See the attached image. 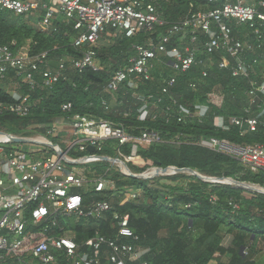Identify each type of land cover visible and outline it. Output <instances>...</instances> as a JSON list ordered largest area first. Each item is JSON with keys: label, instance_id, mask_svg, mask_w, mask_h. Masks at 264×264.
<instances>
[{"label": "built area", "instance_id": "2783aa9c", "mask_svg": "<svg viewBox=\"0 0 264 264\" xmlns=\"http://www.w3.org/2000/svg\"><path fill=\"white\" fill-rule=\"evenodd\" d=\"M219 1L209 0L210 3ZM0 9L35 21L36 27L43 31L52 30L54 23L61 19L72 25L77 33L72 45L79 50L86 49L82 57L71 61V67L78 72L88 68L94 71L103 69L97 57L103 39H133L143 33H154L157 26L164 24L155 4L146 0H0ZM232 23L249 28L258 38L257 47L235 38ZM261 29L264 30V0H225L219 7L199 11L190 19L173 25L159 37V42L151 40L134 46L135 56L125 69L115 72L107 86L108 92L117 95L124 87L135 89L141 81L153 80L154 64L163 63L160 59L162 55L169 60L175 73L162 87L163 95L169 94L176 85V74L188 73L194 67H201L202 77L207 78L217 63L214 56H219L217 65L220 70L230 71L237 79L249 78L258 60L250 62L247 55L262 47L264 32ZM185 30L191 32L190 42L168 49L172 36ZM198 33L208 38L202 52L197 47ZM29 47L25 45L13 53L9 46L0 44V86H6L13 99L11 103L0 101V115L28 116L38 100L33 101L31 94L22 95L23 85L28 86L30 91L51 89L67 69L65 62H61L57 69H51L48 53L33 55ZM203 56L207 57L206 60L201 59ZM9 71H15L20 81L11 84L7 76ZM191 87L195 89L196 85ZM248 94L252 97V105L264 115V101L261 102L264 79L261 84L253 83ZM135 95L142 103L138 120H145L151 115L149 102L156 97ZM215 99V94L211 93L206 104H197L193 109L179 105L178 122L207 117L212 107L221 108L224 104L223 98ZM155 101L161 103L162 99ZM111 104L112 100L102 103L108 114L112 112ZM72 109V105H64L63 111L68 114L60 118L46 135L23 137L0 132L3 136L0 138V264L7 261H12V264H62V260L70 264H100L105 246L110 250L108 260L111 264H150L146 260L149 248L123 241H139L129 227L128 215L119 219L115 240L100 235L89 239L85 243L89 252L80 253V247L67 236L59 238L50 235V227L57 225L59 217L103 219L112 209L110 202L105 199L87 206L82 192L90 191L112 198L121 195L116 182L109 178L110 170L114 169L126 177L137 175L129 165L141 162V149L161 141L154 132L135 137L122 123L95 114H70ZM171 109L168 107L166 113ZM245 115L228 120L215 117L214 124L223 131L237 127L243 135L256 132L260 119L250 116L249 110L245 111ZM50 135L57 137L59 142H54ZM9 137L23 139L25 142L20 143L22 145L39 148L32 152L14 150L7 146L17 145L10 143ZM125 146H130L129 154L122 152L121 148ZM199 146L236 160L252 172L264 173V145L203 138ZM90 148L94 152H90ZM107 148L115 151L116 156L104 155ZM103 163L110 165V169L100 174L93 167ZM174 168L170 167L168 176L177 175ZM159 169L155 167L138 175L148 179L167 176L161 170L158 172ZM128 193L127 199H135L139 194ZM31 205H35L30 212L32 223L25 218ZM42 225L46 227L38 230Z\"/></svg>", "mask_w": 264, "mask_h": 264}, {"label": "trees", "instance_id": "16d2710c", "mask_svg": "<svg viewBox=\"0 0 264 264\" xmlns=\"http://www.w3.org/2000/svg\"><path fill=\"white\" fill-rule=\"evenodd\" d=\"M157 7L163 25L157 26L154 33H143L133 39L116 38L104 43L97 50L98 62L102 70L85 69L82 72L71 67V61L83 56L85 48L76 49L73 38L76 36L72 25L62 19L54 23L56 30L43 31L36 27L35 21L16 17L11 12L0 9V44L9 46L13 53L21 47L29 45L31 54L48 53V64L57 69L61 62L66 63L63 77L51 88H39L30 91L23 85L20 93L31 94L32 100L38 104L26 117L0 115V132L15 136L46 135L54 128L57 121L68 113L63 111L64 105H72L70 114H95L99 117L122 123L132 136L139 137L146 132L158 134L161 141L150 147L141 149V162L129 165L134 174H142L152 168L167 169L175 167L189 169L203 177L213 179H231L237 182L258 186L264 189V173H255L244 168L239 162L224 155L212 152L199 146L203 138L226 139L236 144L264 145V115L254 105L248 92L253 83L261 84L264 79V38L262 47L249 53L248 61L258 60L254 72L249 78L237 79L230 71L220 70L219 56H214L216 65L203 78L201 67H194L190 72L177 75V83L167 95H163L162 87L175 73L171 70L169 60L162 55V64L155 62L153 80L141 81L135 89L124 87L118 96L119 101L127 100L123 109L129 112L124 117L107 113L103 101H111L107 86L118 70L125 69L131 58L135 56L134 46L144 45L165 35L175 24L186 21L199 11H207L221 6L225 0L210 3L209 0H146ZM34 22V23H33ZM234 37L241 41H249L258 45L257 36L247 27L231 24ZM263 32L264 30L261 29ZM264 34V33H263ZM192 38L190 30L173 35L168 49L181 47ZM208 40L203 33H198V44L202 47ZM206 56L201 59L206 60ZM9 82L20 81L15 71H9ZM8 84V83H7ZM191 85H196L192 89ZM220 93L225 96L221 108L212 107L207 117L202 119H186L179 123L177 112L179 105L193 109L195 105L206 104L208 95ZM6 86H0V101L11 103ZM134 94L145 97L154 96L161 103L149 102L151 115L145 120H138V110L142 103L133 98ZM177 99L179 104L172 101ZM264 101V97L261 102ZM133 103V104H131ZM172 108L167 112V108ZM258 117L260 124L256 132L242 134L237 127L229 131L218 129L214 124L215 117L228 120L231 117ZM156 116V118H154ZM54 142L57 137L50 135ZM115 144V142H113ZM124 154L130 153V146L121 148ZM104 155L116 156V152L107 148ZM100 174L110 169L103 163L93 167ZM109 178L116 182L121 195L112 198L110 195H96L83 191L86 205L95 201L108 200L111 210L101 220L92 218L57 219L56 226L50 227V235L69 237L79 247V252H89L85 243L97 235L115 240L118 235L119 219L129 216V227L139 238L136 243L132 239L126 243L140 245L150 249L146 260L150 264H264V194L242 188L214 184L203 181L196 176L180 173L173 176L157 177L153 181L136 179L121 175L111 169ZM152 182V183H151ZM139 192L135 199H127L128 192ZM31 205L25 218L31 221ZM45 228L42 225L38 230ZM100 264H111L108 260L110 250L103 248ZM263 262V263H262ZM62 264H70L66 260ZM2 264H12L7 261ZM126 264H138L127 262Z\"/></svg>", "mask_w": 264, "mask_h": 264}, {"label": "water", "instance_id": "95a60500", "mask_svg": "<svg viewBox=\"0 0 264 264\" xmlns=\"http://www.w3.org/2000/svg\"><path fill=\"white\" fill-rule=\"evenodd\" d=\"M9 138H10V143H13V144H20V143H24L25 142L23 139H19V138H16V137H9ZM89 151L90 152H94V149L90 148ZM104 160L108 161L107 159H104ZM169 169L170 168H167V169H161L160 168L158 170V172L161 170V173L163 175H167L168 172H169ZM173 171H175L176 174L189 173L190 175L196 176V177H198L201 180L211 181V182H221V183H224L226 185H230V186L242 188V189H245V190H250V191H254V192H258V193L264 194V189H262L260 187L256 188V186H252V185H249V184L237 182V181H234V180H231V179H207V178H203V176H201L200 174H198V173H196V172H194L192 170H189V169L174 168ZM129 177L136 178V179L149 180L148 177H146L144 175H133V174H131Z\"/></svg>", "mask_w": 264, "mask_h": 264}, {"label": "rangeland", "instance_id": "374dc122", "mask_svg": "<svg viewBox=\"0 0 264 264\" xmlns=\"http://www.w3.org/2000/svg\"><path fill=\"white\" fill-rule=\"evenodd\" d=\"M108 40H109V38H105L104 39V43H109L110 44L112 42V40H109V42H108ZM244 42H245L246 45H250V42L249 41H244ZM253 45L254 44H251L250 46H253ZM258 65H260V63ZM107 93L111 96V100H112V104H111L112 105V114H114L115 117L116 116H120L122 113L124 114V117H126L127 115H129V112L127 113L123 109L124 104H127L126 98H124V101L123 100L122 101H119L117 95H112L108 91H107ZM213 94H215V96H216L215 101H217L218 98H223V100L225 101V96L224 95H221L220 93H215V92H213ZM133 98L136 99V95L135 94L133 95ZM173 100L174 101H172V102L174 104H179L178 101H177V99H174L173 98ZM131 104H133V103H131ZM7 146L10 147V148H13L14 150H22V151H25V152H32V151H35V150H37L39 148V147H36V146H33V145H27V144H25V145L17 144V145H7ZM157 177H159V176H157ZM149 181H153V178H150ZM256 188H259V187L256 186Z\"/></svg>", "mask_w": 264, "mask_h": 264}, {"label": "crops", "instance_id": "0c3cea01", "mask_svg": "<svg viewBox=\"0 0 264 264\" xmlns=\"http://www.w3.org/2000/svg\"><path fill=\"white\" fill-rule=\"evenodd\" d=\"M108 42H109V40H108ZM262 263H263V262H262ZM212 264H215V263L213 262Z\"/></svg>", "mask_w": 264, "mask_h": 264}, {"label": "bare ground", "instance_id": "6f19581e", "mask_svg": "<svg viewBox=\"0 0 264 264\" xmlns=\"http://www.w3.org/2000/svg\"><path fill=\"white\" fill-rule=\"evenodd\" d=\"M0 138H3V136H0Z\"/></svg>", "mask_w": 264, "mask_h": 264}]
</instances>
